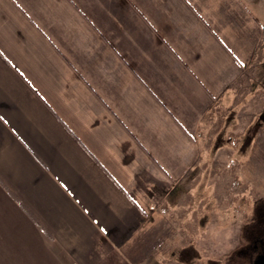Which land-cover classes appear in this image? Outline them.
Here are the masks:
<instances>
[{
  "label": "crops",
  "instance_id": "crops-1",
  "mask_svg": "<svg viewBox=\"0 0 264 264\" xmlns=\"http://www.w3.org/2000/svg\"><path fill=\"white\" fill-rule=\"evenodd\" d=\"M263 9L0 0V264L152 262L199 245L224 176L262 189Z\"/></svg>",
  "mask_w": 264,
  "mask_h": 264
},
{
  "label": "rangeland",
  "instance_id": "rangeland-1",
  "mask_svg": "<svg viewBox=\"0 0 264 264\" xmlns=\"http://www.w3.org/2000/svg\"><path fill=\"white\" fill-rule=\"evenodd\" d=\"M262 2L264 6V0ZM253 132L250 129L248 135L243 136L240 129L234 130L229 140L235 142L240 152L247 155V137L251 138ZM233 165L236 167L239 163L233 162ZM222 179L217 185L224 186L225 192H222L223 195L217 193L218 198L214 203L216 213L211 214L209 218L207 215L200 218L201 222H210L211 225L199 233V245L182 249L180 246H173L171 239L163 241L161 244L164 245L159 244L152 248L153 261L143 264H259L260 258H264L262 224L254 225L250 229L245 228L261 216L257 208L264 206V184L262 189H259L255 182L239 177H235L232 182L225 181V176ZM218 189L220 190V187ZM261 212L264 214V209ZM172 234L173 232L169 233L170 236ZM248 237L255 238L253 243H258L256 249L260 257L254 263L250 262L248 255L242 250L250 245ZM177 256L182 257V260Z\"/></svg>",
  "mask_w": 264,
  "mask_h": 264
},
{
  "label": "flooded vegetation",
  "instance_id": "flooded-vegetation-1",
  "mask_svg": "<svg viewBox=\"0 0 264 264\" xmlns=\"http://www.w3.org/2000/svg\"><path fill=\"white\" fill-rule=\"evenodd\" d=\"M262 209H264V206H261V207L259 206L257 208V210H258V212H259V214L261 216L259 218H257L256 220L254 219L253 223L250 224L248 226V228H245V229H250L254 225L262 224L261 227L264 230V214L261 212ZM262 216H263V218H261ZM246 235H247V233H246ZM247 239L249 240L250 245L246 246L247 249L246 248H243L242 250L248 255L247 258H249L251 260L250 262L251 263H254L255 260H257L258 257H260V255L258 254L257 249H256L258 243L257 244L253 243V240H255V238L248 237ZM259 264H264V258H262V257L260 258Z\"/></svg>",
  "mask_w": 264,
  "mask_h": 264
}]
</instances>
